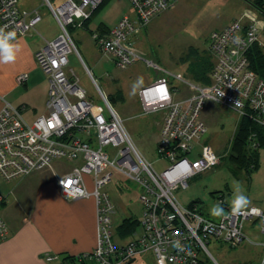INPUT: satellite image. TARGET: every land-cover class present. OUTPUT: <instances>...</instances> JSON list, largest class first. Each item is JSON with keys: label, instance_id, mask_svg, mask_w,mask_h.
I'll return each instance as SVG.
<instances>
[{"label": "built area", "instance_id": "obj_1", "mask_svg": "<svg viewBox=\"0 0 264 264\" xmlns=\"http://www.w3.org/2000/svg\"><path fill=\"white\" fill-rule=\"evenodd\" d=\"M58 2L56 6L53 3ZM177 0H129L135 17L121 16L107 32L92 31L90 36L104 54H110L116 67L126 68L144 61L160 71V76L138 91L142 113L162 112L157 152L167 166L157 171L146 160L126 130L123 119L95 83L106 112H94L79 79L65 71L68 54L78 51L69 27H82L101 0H42L59 27L56 37L44 40L36 50L37 66L47 76L46 112L28 120L24 105H14L3 96L0 108V177L5 181L23 178L35 171L51 169L54 161L74 162L66 172L56 176L61 194L67 199L93 196L96 204L97 243L91 253L62 259L59 264H198L202 255L210 253L209 239L222 240L235 247L245 239L244 223L255 222L264 233V211L256 205L245 207L233 215L224 195H219L224 214L214 220L199 213L194 204L181 205L174 191L186 188L187 180L217 166L218 155L200 137L206 125L200 118L205 100H211L247 116L264 128V80L250 69L247 50L259 42L261 25L255 14L246 12L219 30L210 32L207 50L213 67L210 83L201 84L171 73L145 59L133 36L157 14L169 9ZM246 18L247 21H245ZM42 19L38 8H20L18 0H0V29L25 37ZM15 37V38H16ZM89 73V71H88ZM90 75V74H89ZM91 76V75H90ZM168 77L190 90L176 96L180 90L170 86ZM28 74L17 75L18 83L26 82ZM164 89L163 92L159 89ZM247 147L256 149L255 134L247 139ZM115 148L109 156L105 147ZM193 157L190 158L189 155ZM114 173L134 181L140 189L142 207L138 227L125 241H114L112 231L113 204L101 191ZM92 175V189L83 178ZM6 197L0 193V207ZM7 229L0 217V240ZM179 241L184 251L174 247ZM263 257L254 263L264 264V240L259 243ZM150 253L151 258L142 257ZM203 253V254H201ZM55 256H47L48 261Z\"/></svg>", "mask_w": 264, "mask_h": 264}, {"label": "rangeland", "instance_id": "obj_2", "mask_svg": "<svg viewBox=\"0 0 264 264\" xmlns=\"http://www.w3.org/2000/svg\"><path fill=\"white\" fill-rule=\"evenodd\" d=\"M57 4L56 1L53 3L54 6ZM18 5L25 9L38 8L42 16L35 29L25 38L35 44L42 43L43 46V38L50 40L57 36L59 27L42 0H19ZM130 6L128 0H108L94 15L91 25L95 26L101 20L112 24ZM248 7L244 0H177L172 7L155 15L140 29L139 35L133 36V40L145 59L171 73L181 74L186 79L192 80L186 75V71L196 56H187L188 49L194 47L199 56H209L206 46L210 32L219 30L233 19L242 16L246 13V10H243ZM69 32L78 54L75 52L68 54L65 71L68 73L72 70L78 77L80 86L93 105V111L105 113V105L95 87L96 83L123 119L126 130L144 158L150 161L157 171L164 169L167 163L159 159L157 152L162 112L142 113L138 96V91L159 77L160 71L144 61H137L126 68H118L110 54H104L95 45L87 29L74 27L69 29ZM262 41L264 44V39ZM44 76L47 79L45 74ZM11 77L10 63H0V93L6 95V100L15 104L39 100L37 92L26 93L25 87L17 82V76L15 81L20 86L17 85L16 88L8 86ZM138 78H142V82L134 90L133 85ZM168 81L170 86L180 89L176 96L181 97L190 93L189 89L176 80L168 77ZM111 95L116 98L115 102L109 100ZM44 104L43 102L36 106L38 113L45 111ZM200 118L206 125V133L200 137L198 146L203 143L210 144L220 155V163L190 177L186 188H177L174 191L177 201L186 207L190 206L192 201H197L195 205L199 213L215 220L220 216H213L210 210L217 204L223 207L219 201L220 194L224 195L227 204L232 206L234 194L238 190L249 199L248 206L261 207L259 201H264V148L257 151L258 169L251 171L249 175L244 169H235L228 161L227 155L239 120L237 113L221 104L205 100ZM105 150L110 157L115 152V148L111 146L105 147ZM189 157L192 158L193 155L190 154ZM64 163L65 166L61 167L54 161L53 166L57 171H64L74 164L69 161ZM83 178L86 187L91 190L92 175H85ZM101 191L107 193L113 204V240L121 241L116 231L117 225L127 216L141 215L142 207L138 200L139 186L131 179L114 173L111 181ZM243 232L251 242L245 239L235 247L222 240L209 239L206 247L210 255H207L206 263L246 264L249 261H259L263 257V249L259 243L264 239V233L259 231L255 222H245ZM149 256L150 253L147 252L142 257L149 258ZM134 263L140 264L138 259Z\"/></svg>", "mask_w": 264, "mask_h": 264}, {"label": "crops", "instance_id": "obj_3", "mask_svg": "<svg viewBox=\"0 0 264 264\" xmlns=\"http://www.w3.org/2000/svg\"><path fill=\"white\" fill-rule=\"evenodd\" d=\"M247 9L243 11L255 14L262 26L259 31L258 43L264 50L262 41L264 39V19L250 5ZM123 15L134 18L133 7L130 6L127 11L121 14V16ZM121 16L112 24L101 20L95 26L91 25V19L88 26L91 30L99 32L97 26L101 24L109 31ZM243 19L247 21L246 18ZM139 34L140 32L136 35ZM12 43H18L20 50L16 53L15 61L10 63L12 77L8 86L16 88L19 84H16L15 77L19 73L26 72L28 78L21 85L25 87L26 93L37 92L39 100L23 101L19 104L9 102L14 105H24L25 116L34 118V115L39 116L46 112L45 108L43 113H38L36 107L38 104L45 103L48 89V81L43 72H40L41 69L37 66L34 58V53L42 46V43L35 44L25 37H16ZM3 94L0 93V96L5 98L6 95ZM1 107L2 100L0 98ZM56 162L61 167L65 166V163L61 161ZM73 165L64 171H57L53 166L51 169L35 171L12 181H5L0 177V193L6 197L5 203L0 207V217L7 229L5 237L0 240V264H59L65 256H78L91 253L94 250L97 243L94 197L90 195L67 199L61 194L56 183V176L68 171ZM259 204L264 211V201L260 200ZM47 256L56 258L48 261ZM144 258L148 259V257ZM149 258L151 257L149 256ZM138 261L140 262L141 259L139 258ZM201 261L207 264V259L204 256L201 257ZM250 263L254 262L249 261L246 264ZM76 264L91 263L83 261Z\"/></svg>", "mask_w": 264, "mask_h": 264}, {"label": "trees", "instance_id": "obj_4", "mask_svg": "<svg viewBox=\"0 0 264 264\" xmlns=\"http://www.w3.org/2000/svg\"><path fill=\"white\" fill-rule=\"evenodd\" d=\"M244 1L247 2L250 7L264 19V0ZM107 2L108 0H101L99 5L93 10L91 17L83 22V27L88 29L89 34L93 31L88 26L89 22ZM72 28L74 27H69V29ZM97 29H99L100 33L108 32V28L101 24L97 26ZM186 54L189 57L193 55L196 56L195 59L190 62L186 75L197 83L209 84L211 81L210 72L213 67L211 56H199V54H197V49L194 47H190ZM247 58L250 69H252L259 78L264 80V50L262 46L259 45L258 41L252 44L247 50ZM109 100L111 102H115L116 98L111 95ZM251 133L255 134V140L258 143V147L256 149H250L247 147V139ZM260 148H264V128L256 124L247 116L239 117L234 135L232 137V142L230 144L229 153L227 155L228 161L234 165L235 169H244L249 175L251 171L259 168L257 151ZM196 202L197 201H192L190 205ZM137 227L138 217L130 215L122 219V221L117 225L116 231L119 238L125 240L135 232ZM73 258L74 256H65L64 260L72 261ZM198 264L204 263L199 261Z\"/></svg>", "mask_w": 264, "mask_h": 264}, {"label": "clouds", "instance_id": "obj_5", "mask_svg": "<svg viewBox=\"0 0 264 264\" xmlns=\"http://www.w3.org/2000/svg\"><path fill=\"white\" fill-rule=\"evenodd\" d=\"M15 37V32H5L3 29H0V63H11L15 61L16 53L20 50V45L18 43H12ZM141 82L142 78H138L137 82L133 85L134 90ZM249 203V199L242 192L237 190L232 200V214L235 215L240 213ZM210 212L213 216H222L224 214V210L219 204L214 205ZM174 247L180 251L185 250L179 241L174 243Z\"/></svg>", "mask_w": 264, "mask_h": 264}, {"label": "snow or ice", "instance_id": "obj_6", "mask_svg": "<svg viewBox=\"0 0 264 264\" xmlns=\"http://www.w3.org/2000/svg\"><path fill=\"white\" fill-rule=\"evenodd\" d=\"M159 91L163 92V91H164V89H162V88H161V89H159Z\"/></svg>", "mask_w": 264, "mask_h": 264}]
</instances>
